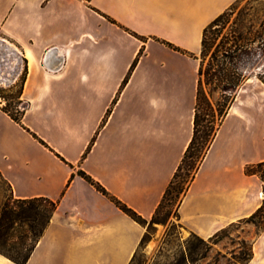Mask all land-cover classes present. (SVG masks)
I'll use <instances>...</instances> for the list:
<instances>
[{
  "label": "crops",
  "instance_id": "0c3cea01",
  "mask_svg": "<svg viewBox=\"0 0 264 264\" xmlns=\"http://www.w3.org/2000/svg\"><path fill=\"white\" fill-rule=\"evenodd\" d=\"M236 1L0 0V80L14 77L11 87L26 70L21 123L0 102V174L14 199L58 202L25 264H130L146 227L79 171L153 216L193 136L204 29ZM258 163L255 75L237 89L178 223L208 239L254 213L264 180L245 169ZM251 242L247 264H264V229ZM0 264L18 263L0 253Z\"/></svg>",
  "mask_w": 264,
  "mask_h": 264
},
{
  "label": "trees",
  "instance_id": "16d2710c",
  "mask_svg": "<svg viewBox=\"0 0 264 264\" xmlns=\"http://www.w3.org/2000/svg\"><path fill=\"white\" fill-rule=\"evenodd\" d=\"M232 13V8L229 7L223 11L217 17H215L204 29L202 42H201V53H200V66L198 70V91L197 100L194 115V130L193 136L190 143L188 144L184 155L173 174V177L168 184L162 200L160 201L155 213L150 218L151 223L160 222L162 219V211L165 209L163 216L169 215L171 210L168 207L175 199H177L181 193L183 196L178 204V207L188 191L192 181L194 180L208 149L210 148L219 125L221 124L224 116L226 115L230 104L233 102L237 89L243 83V71L235 63V60L239 56V52L244 48L242 40L244 36L242 33L229 29L221 40L217 43L219 36L223 29L226 27L229 16ZM170 46L171 43H168ZM213 52L208 61L207 67L203 68V62L205 57L208 55L210 50L213 48ZM139 56L133 61L129 73L126 76L125 82L129 77V74L134 69L138 62ZM222 59V60H221ZM202 75H204L205 82L211 85L212 92L219 94L220 98L224 99V102L217 101V111L219 115V121L215 126L214 111L208 103H204V92L202 90ZM259 79L264 83V66L257 73ZM26 77V70L24 71L23 77L21 78L20 89L18 91L17 98H22L24 80ZM16 85V84H15ZM15 85L11 86L14 87ZM1 98V96H0ZM6 99V98H5ZM8 100V99H7ZM229 100V103L227 101ZM23 107H16L14 110L10 108V104L6 103L3 105V110L7 112L11 118L21 123L26 103L23 100ZM205 104V105H204ZM246 173L253 174L258 173L262 180H264V163H258L256 165L247 166ZM79 174L83 176L88 182L93 184L99 191L108 196L115 204L131 218L145 226L146 218L137 213L134 209L129 207L127 204L111 195L99 182L95 181L90 175L84 171H79ZM0 178L3 180L1 174ZM4 181V180H3ZM5 182V181H4ZM6 183V182H5ZM8 189L10 190L9 185ZM11 196V195H10ZM12 197V196H11ZM13 198V197H12ZM48 206L49 209L44 210L41 208L43 204ZM58 202L48 199L46 197H35L30 199H14L6 203L3 208L1 220H0V253L7 256L11 260L18 264H25L32 253L35 245L37 244L40 237L43 235L44 230L48 226L51 217L57 207ZM178 212V209H177ZM261 217V218H260ZM259 219V220H257ZM257 220V221H256ZM254 222L259 227V232L264 229V204H262L254 213L250 216L239 220ZM27 223L29 226V232L31 234L32 245L27 248L26 251H22L16 243L11 244V240L14 239L12 229L15 228V224ZM231 225L222 228L216 232L213 236L209 237L208 240L226 232L229 228L234 226ZM21 226V225H20ZM258 232V233H259ZM193 237L201 243H205V239L192 233ZM18 239H23L22 236H18ZM146 239V233L142 237L139 247H141ZM191 248V247H190ZM138 251V250H137ZM137 253V252H136ZM136 253L134 254L130 264L135 261ZM252 257V242L250 243L249 253L247 262Z\"/></svg>",
  "mask_w": 264,
  "mask_h": 264
},
{
  "label": "rangeland",
  "instance_id": "374dc122",
  "mask_svg": "<svg viewBox=\"0 0 264 264\" xmlns=\"http://www.w3.org/2000/svg\"><path fill=\"white\" fill-rule=\"evenodd\" d=\"M231 8L229 21L217 43L229 29L243 34L244 48L239 52L235 63L243 71L244 82L247 78L257 75L264 66V0H237ZM214 48L204 59V69ZM15 61L13 58L12 63ZM20 63L24 66V61ZM24 71L23 69L14 87L6 84L0 86V102L3 105L9 103L12 110L24 105L23 99L17 98ZM202 90L205 96L204 103L210 104L213 108L215 126H217L219 121L217 101L223 103L224 99L220 98L218 93L212 92V87L206 84L204 75H202ZM182 196L183 193L168 206L171 210L169 215L163 216L166 208L163 209L160 222L151 223V219L146 220L144 224L146 239L138 248L133 264H247L250 243L259 232V227L251 221L237 222L213 239H205L206 244L201 243L178 223L177 209ZM9 201H13V198L10 196L7 184L0 178V220L3 208ZM41 208L46 212L49 209L45 203ZM12 233L14 239L11 240V244L16 243L22 251H26L32 245L27 223L15 224ZM18 236H22L23 239H18Z\"/></svg>",
  "mask_w": 264,
  "mask_h": 264
},
{
  "label": "water",
  "instance_id": "95a60500",
  "mask_svg": "<svg viewBox=\"0 0 264 264\" xmlns=\"http://www.w3.org/2000/svg\"><path fill=\"white\" fill-rule=\"evenodd\" d=\"M13 80H14V77H12V79L10 81L6 82L5 84L6 85H9ZM0 84H2V81L1 80H0Z\"/></svg>",
  "mask_w": 264,
  "mask_h": 264
},
{
  "label": "bare ground",
  "instance_id": "6f19581e",
  "mask_svg": "<svg viewBox=\"0 0 264 264\" xmlns=\"http://www.w3.org/2000/svg\"><path fill=\"white\" fill-rule=\"evenodd\" d=\"M2 82H4V83H6V82H8V81H4V80H1ZM10 81V80H9ZM263 195V194H262Z\"/></svg>",
  "mask_w": 264,
  "mask_h": 264
},
{
  "label": "built area",
  "instance_id": "2783aa9c",
  "mask_svg": "<svg viewBox=\"0 0 264 264\" xmlns=\"http://www.w3.org/2000/svg\"><path fill=\"white\" fill-rule=\"evenodd\" d=\"M264 196V195H263Z\"/></svg>",
  "mask_w": 264,
  "mask_h": 264
}]
</instances>
